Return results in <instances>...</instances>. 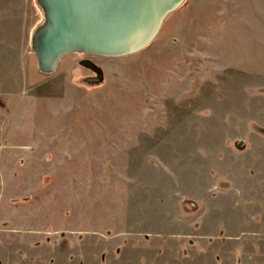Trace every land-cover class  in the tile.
I'll return each instance as SVG.
<instances>
[{"label": "rangeland", "instance_id": "374dc122", "mask_svg": "<svg viewBox=\"0 0 264 264\" xmlns=\"http://www.w3.org/2000/svg\"><path fill=\"white\" fill-rule=\"evenodd\" d=\"M47 23L0 0V264H264V0H185L52 72Z\"/></svg>", "mask_w": 264, "mask_h": 264}, {"label": "water", "instance_id": "95a60500", "mask_svg": "<svg viewBox=\"0 0 264 264\" xmlns=\"http://www.w3.org/2000/svg\"><path fill=\"white\" fill-rule=\"evenodd\" d=\"M47 25L36 37L39 65L57 69L73 52L103 57H125L146 48L169 14L185 0H40ZM82 64L96 72L90 60Z\"/></svg>", "mask_w": 264, "mask_h": 264}]
</instances>
